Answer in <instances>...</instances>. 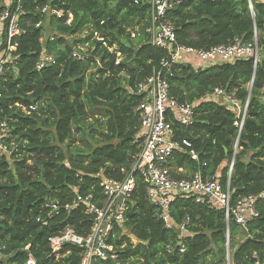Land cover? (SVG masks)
I'll return each instance as SVG.
<instances>
[{
    "label": "trees",
    "instance_id": "trees-1",
    "mask_svg": "<svg viewBox=\"0 0 264 264\" xmlns=\"http://www.w3.org/2000/svg\"><path fill=\"white\" fill-rule=\"evenodd\" d=\"M4 1L0 0V14ZM135 1L21 0L19 26L24 34L16 39L13 69L0 80V123L7 124L9 138L26 144L18 160L0 163V245L5 247L0 264H25L28 254L36 264H78L79 248L62 250L61 254L69 253L56 261L47 239L66 227L85 236L92 218L78 208L61 212L42 226L36 219L46 218V199L65 205L77 194L98 198L102 179L121 180L130 170L139 151L137 107L142 100L133 89L166 55L149 44L147 3ZM45 7L62 12L63 18L48 16L55 38L46 48L56 63L37 71L44 28L35 26L43 24ZM67 14L72 15L69 25ZM167 18L175 27L176 42L183 46L209 49L234 40H256L260 57L256 65L251 58L207 64L187 55L174 66L168 78L170 94L192 106L194 122L184 127L170 117L168 121L173 140H190L207 163L204 175L216 176L223 190L229 182L231 204L259 193L264 189V0H185ZM83 29L108 37L120 63L114 66L115 54L105 62L98 48L93 54L100 56V64L72 59V44L65 36ZM215 88L234 93L241 104L248 100L241 131L234 126L235 113L217 97H207ZM29 105L36 111L27 115L21 107ZM75 134L83 148L75 146ZM236 144L240 150L234 154ZM167 166L177 179H187L196 169L180 149L173 151ZM256 209L258 216L243 231L232 220L227 228L220 208L176 198L170 206L173 221L190 219L188 233L180 236L157 220L142 180L136 177L124 223L114 230L117 260L93 264H226L227 248L230 264H264V202L258 201ZM238 234L243 238L236 243Z\"/></svg>",
    "mask_w": 264,
    "mask_h": 264
},
{
    "label": "built area",
    "instance_id": "built-area-1",
    "mask_svg": "<svg viewBox=\"0 0 264 264\" xmlns=\"http://www.w3.org/2000/svg\"><path fill=\"white\" fill-rule=\"evenodd\" d=\"M5 1L8 6L0 14V80L6 71L13 69L12 65L16 60L13 56L17 46L16 39L24 34L19 26V16L23 13L21 0ZM184 1L145 0L148 6L149 21L145 32L148 34L149 44L155 49L163 50L166 55L152 69L151 74L138 82L133 89V92L141 96L142 100L137 107L140 117L139 151L133 159L130 170L121 180L102 179L98 198L92 194H77L71 204L65 205H60L57 200L47 198L46 218L36 219L42 226H46L47 220L61 212L69 214L78 208L92 218L91 227L85 236H80L72 228L66 227L58 235L47 239L50 255L56 261L69 253L66 250L64 254H61V251L68 247L81 250L78 264H93L96 260L104 262L117 260L118 256L112 241L114 230L124 223V215L135 190L136 177L142 180L145 198L155 208L157 220L162 222L165 229L177 230L180 236L188 233L190 219L186 217L180 223L173 221L170 206L176 198L192 199L196 204L205 203L209 207L222 209L227 228L229 221L232 220L240 229L246 231L248 223L258 216L256 204L258 201L264 202V189L257 194L238 198L231 204L229 182L223 190L216 176H205L202 169L207 163L200 160L199 153L193 148L190 140L183 139L180 143L173 140L174 134L168 121L170 117L184 127H190L194 122L192 106L179 103L169 91L168 78L172 75V68L180 64L185 56H193L201 63L207 64L251 58L256 65L260 58L257 42L254 40L252 43H243L234 40L209 49L178 44L175 27L167 17ZM135 4H138L137 0ZM41 13L57 19L63 18L62 12L51 10L49 7L43 8ZM71 21L72 15L67 14L65 25H69ZM100 24L102 25L103 22ZM40 26L42 22L36 24L35 28ZM65 37L72 44L70 57L74 60H94L95 64H100V56H106L104 61L107 62V56L115 54L114 66L120 63V54L115 52L114 45L111 46L108 43L109 38L100 32L83 29ZM54 38L50 31L43 30L41 33L40 52L35 62V70L40 71L56 63V59L47 52L46 48L47 42H52ZM96 48L99 50V57L93 54ZM207 97H217L224 106L232 110L237 118L234 126L241 131L248 100L241 104L234 93L221 88H215ZM21 111L29 115L36 111V106L21 107ZM25 144L26 141L20 144L15 139L9 138L7 124L0 123V163L11 164L14 160H18L22 156L21 150ZM236 147L237 144L235 151ZM178 149L183 150L189 159L196 163V169L187 179L172 177L171 170L167 166L173 151ZM232 166L233 161L229 165L228 177L231 175ZM246 237L249 238V235ZM27 249L28 247L25 248ZM3 250L5 247L0 245V256ZM182 252H184V247L180 248V253ZM228 258L229 256H227V264H230ZM25 264H36V260L28 254Z\"/></svg>",
    "mask_w": 264,
    "mask_h": 264
},
{
    "label": "rangeland",
    "instance_id": "rangeland-1",
    "mask_svg": "<svg viewBox=\"0 0 264 264\" xmlns=\"http://www.w3.org/2000/svg\"><path fill=\"white\" fill-rule=\"evenodd\" d=\"M4 6L6 7V6H8V3H7V1H4ZM42 26H43V28H44V31H49V26H48V16H46V18H45V20H44V22H43V24H42ZM138 30V27H134L133 28V32H134V35H135V31H137ZM133 34V33H132ZM132 37H134V36H132ZM132 39H134V38H132ZM135 40V39H134ZM262 55V54H261ZM262 57V56H261ZM74 138H76V143H75V146L76 147H78V148H83V144H82V141H79L80 140V135H78V134H75L74 135ZM239 148H237L236 147V151H235V148H234V151H235V154H237L238 152H239ZM22 157V156H21ZM247 158H248V155H246L245 156V160H247ZM230 163H231V161H230ZM230 163H229V165H230ZM225 164V163H224ZM243 238V236L241 235V234H238L236 237H235V242L236 243H238L241 239ZM130 239H131V242L133 243V244H136L137 243V241H136V239L135 238H133V237H131L130 236ZM228 255H229V253H228ZM229 259V258H228ZM226 264H227V259H226Z\"/></svg>",
    "mask_w": 264,
    "mask_h": 264
},
{
    "label": "water",
    "instance_id": "water-1",
    "mask_svg": "<svg viewBox=\"0 0 264 264\" xmlns=\"http://www.w3.org/2000/svg\"><path fill=\"white\" fill-rule=\"evenodd\" d=\"M234 154H235V152H234ZM233 157H234V156H233ZM233 159H234V158H233ZM233 159H232V161H233ZM232 161H231V162H232ZM227 256H229V255H228V248H227Z\"/></svg>",
    "mask_w": 264,
    "mask_h": 264
}]
</instances>
